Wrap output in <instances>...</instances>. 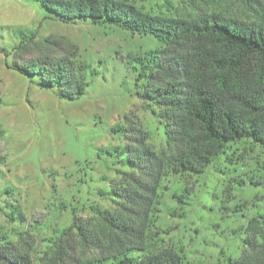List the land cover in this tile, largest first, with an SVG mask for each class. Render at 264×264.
Listing matches in <instances>:
<instances>
[{
	"label": "rangeland",
	"instance_id": "1",
	"mask_svg": "<svg viewBox=\"0 0 264 264\" xmlns=\"http://www.w3.org/2000/svg\"><path fill=\"white\" fill-rule=\"evenodd\" d=\"M40 1L0 0V238L16 246L25 240L35 261L73 223L97 227L96 209L116 211L112 190L132 173L124 151L134 136L154 152L165 148L159 108L136 95L140 84L124 62L129 53L157 48V41L90 22H63ZM114 1L173 19L252 16L244 0ZM19 32L32 36L21 52ZM43 58L90 65L85 93L73 101L59 98L14 68ZM157 193L151 251L178 253L184 264L236 260L246 220L264 217V145L230 144L204 174L170 175ZM181 195L187 205L179 203Z\"/></svg>",
	"mask_w": 264,
	"mask_h": 264
},
{
	"label": "trees",
	"instance_id": "2",
	"mask_svg": "<svg viewBox=\"0 0 264 264\" xmlns=\"http://www.w3.org/2000/svg\"><path fill=\"white\" fill-rule=\"evenodd\" d=\"M244 4L252 14L246 21L216 13L189 20L164 18L114 0L40 1L63 22H90L157 41V48L129 53L124 62L140 84L136 95L159 108L165 148L154 152L134 136L124 151L132 173L112 190L116 211L96 209L97 227L73 223L37 261L25 240L16 246L0 238V264H184L178 253L151 251L156 240H148L149 228L155 222L151 215L159 212L161 181L170 175L204 174L230 144L264 145V3ZM19 34L21 52L32 36ZM14 68L69 101L85 93L87 73H92L90 65L74 66L63 59L43 58ZM182 197L179 203L187 205ZM242 235L241 256L227 264H264V217L247 219ZM88 252L99 256L87 258Z\"/></svg>",
	"mask_w": 264,
	"mask_h": 264
}]
</instances>
